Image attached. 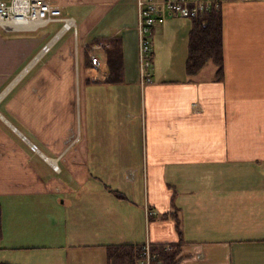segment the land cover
I'll return each instance as SVG.
<instances>
[{
  "label": "crops",
  "instance_id": "crops-1",
  "mask_svg": "<svg viewBox=\"0 0 264 264\" xmlns=\"http://www.w3.org/2000/svg\"><path fill=\"white\" fill-rule=\"evenodd\" d=\"M49 1L74 22L85 93L104 100L103 128L71 160L75 183L39 194L50 202L22 204L14 197L24 193H0V264H137L146 242L176 246L175 264H264V0L227 1L218 11L219 80L211 64L185 73L191 26L176 60L173 30L185 19L167 17L152 40V83L144 86L136 0ZM112 39L118 74L108 66ZM93 45L102 46L98 70L88 59ZM73 55L71 44V72ZM116 177L124 192L97 179Z\"/></svg>",
  "mask_w": 264,
  "mask_h": 264
},
{
  "label": "rangeland",
  "instance_id": "rangeland-1",
  "mask_svg": "<svg viewBox=\"0 0 264 264\" xmlns=\"http://www.w3.org/2000/svg\"><path fill=\"white\" fill-rule=\"evenodd\" d=\"M65 19L72 21L68 30L63 26L64 21L48 23L35 32L6 33L0 29V95L37 59L0 98V116L5 120L0 118V193H24V197H14L15 201L22 204L38 205L50 202V199H42L39 194L56 192L52 190L54 183L73 185L75 178L69 176L71 160L87 148L88 142L92 148V140L97 133L95 129L101 132L103 128L101 110L104 100L101 95L96 97L85 93L87 89L83 79V59L81 50L78 49L77 33L73 20ZM168 19L174 17L169 15ZM184 19L178 20L174 26L175 37L171 47L174 58L180 61L181 41L188 35L191 26V19ZM61 31L49 50L43 52V47ZM71 44L75 72H71L68 65ZM171 69L162 70L163 75L172 74ZM151 70L153 66L149 71ZM58 72L62 73L60 75H69V78L56 77ZM86 112L91 126L88 125ZM9 125L27 138L46 158H58L57 167L61 172L47 164ZM97 179L103 180L114 191L119 189L124 192L123 178ZM78 184L77 182L76 185ZM123 192L118 194V199L121 200ZM62 200L65 201V198L61 195L57 203L60 204ZM2 202L5 201L0 198V203ZM119 204L126 203L122 201ZM59 208L58 204L54 205V210ZM32 223L30 220V233L35 234Z\"/></svg>",
  "mask_w": 264,
  "mask_h": 264
},
{
  "label": "built area",
  "instance_id": "built-area-1",
  "mask_svg": "<svg viewBox=\"0 0 264 264\" xmlns=\"http://www.w3.org/2000/svg\"><path fill=\"white\" fill-rule=\"evenodd\" d=\"M229 0H136L137 13V65L139 82L142 86L152 82L150 68L152 64V39L157 28L165 22L166 17L197 19L211 11L219 10ZM39 18L45 21L43 26L33 30H11L3 24L17 20ZM64 21L66 27L70 19L62 17L61 8L51 4L49 0H0V29L6 33L35 32L51 22ZM72 24H69L67 30ZM64 27V28H65ZM101 45L90 47L91 51L101 49ZM43 52L49 50L43 47ZM89 59L95 69L99 62L95 55ZM174 248L171 245H153L146 242L138 247L137 264H171L169 259Z\"/></svg>",
  "mask_w": 264,
  "mask_h": 264
},
{
  "label": "trees",
  "instance_id": "trees-1",
  "mask_svg": "<svg viewBox=\"0 0 264 264\" xmlns=\"http://www.w3.org/2000/svg\"><path fill=\"white\" fill-rule=\"evenodd\" d=\"M191 21V30L188 41L185 73L188 76L197 75L205 66L211 64L217 67L216 78L221 79L222 47L221 21L218 11H211ZM111 50L108 51L109 70L118 74L120 58H118V40H110ZM106 82H115L110 77Z\"/></svg>",
  "mask_w": 264,
  "mask_h": 264
},
{
  "label": "bare ground",
  "instance_id": "bare-ground-1",
  "mask_svg": "<svg viewBox=\"0 0 264 264\" xmlns=\"http://www.w3.org/2000/svg\"><path fill=\"white\" fill-rule=\"evenodd\" d=\"M45 23V21H41L39 18H36V19H30V20H17V21H11L9 23H6V24H3L4 27H8L10 28L11 30H16V31H19V30H33V29H36L37 27L39 26H43ZM72 21H68L66 27H65V30H67V27L69 26V24H71ZM62 33L59 32L55 35V37L53 38V40L51 41V43L53 41H55L56 39H58V37L60 36V34ZM50 43V45H51ZM37 60V59H36ZM36 60H34L28 68H26L25 70H23L16 78L15 81H13V83L0 95V98L6 93L9 91V89H11V87H13V85L20 79V77H22L27 71L28 69L36 62ZM0 118H2L0 116ZM4 120V118H2ZM5 121V120H4ZM10 126V125H9ZM10 128L12 129L13 132H15L17 135H19V137H21V139L23 141H25L32 149L33 151L38 154L40 157H42L46 162L47 164H49L51 167H53L55 170H58L57 168V164H56V161L53 160V159H48L46 158V156L37 148V147H33L34 145L31 144L29 142V140L27 138H25L21 133H19L14 127L10 126Z\"/></svg>",
  "mask_w": 264,
  "mask_h": 264
}]
</instances>
